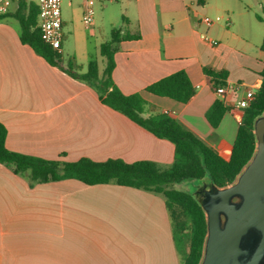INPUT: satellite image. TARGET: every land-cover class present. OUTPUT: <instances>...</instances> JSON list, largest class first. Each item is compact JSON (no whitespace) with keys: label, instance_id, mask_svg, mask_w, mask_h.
I'll use <instances>...</instances> for the list:
<instances>
[{"label":"crops","instance_id":"crops-1","mask_svg":"<svg viewBox=\"0 0 264 264\" xmlns=\"http://www.w3.org/2000/svg\"><path fill=\"white\" fill-rule=\"evenodd\" d=\"M125 3L135 16L127 18L130 31L124 34H139L140 39L116 44L115 85L126 95L143 96L146 117L168 114L228 160L244 115L235 103L244 90L223 98L229 110L220 125L212 127L206 114L219 96L204 68L226 73L225 83L244 84L257 92L264 69V15L258 12H264V0H207L204 6L197 0ZM218 15L229 18L230 25L224 20L201 30L202 17ZM66 28L78 36L74 17L63 18V61ZM202 34L220 44L212 46ZM100 56L96 61L102 73L100 63L106 60ZM91 60L85 37L73 61L79 72H86ZM181 70L196 89L189 103L146 91ZM0 122L8 132V149L47 160L85 157L160 165L174 160L173 143L108 107L94 87L23 44L12 17L0 20ZM0 264H182V258L162 196L74 179L32 186L0 163Z\"/></svg>","mask_w":264,"mask_h":264},{"label":"trees","instance_id":"trees-1","mask_svg":"<svg viewBox=\"0 0 264 264\" xmlns=\"http://www.w3.org/2000/svg\"><path fill=\"white\" fill-rule=\"evenodd\" d=\"M206 2L197 0L199 6H204ZM38 13L35 2L19 0L17 8L0 16V20L12 17L19 26L23 44L32 47L52 66L94 87L108 107L124 114L156 137L173 143L174 160L170 165H160L149 160L128 163L122 159H108L98 162L85 157L74 162L47 160L8 149V132L0 122V163L13 168L16 174L24 176L32 186L74 179L90 186L116 183L162 196L172 219L173 238L182 264H200L207 235L206 215L193 191L179 190L176 186L187 180L197 181L199 186L202 181L212 179L218 187H225L237 179L256 151L254 123L264 114V69L261 72L262 85L251 105L243 109L244 115L232 153L226 160L168 114L146 117L148 102L143 96L140 93L126 95L115 85L113 70L116 65V44L122 40H138L139 34H124L122 28L113 29L111 41L100 46V54L106 60L104 71L100 73L98 62L91 60L87 71L79 72L76 63L71 61L66 66L62 54L43 42L38 27ZM261 49L264 51V40ZM204 72L214 88L226 84V73L209 68H204ZM146 91L184 104L196 95L195 87L183 70L152 83L146 87ZM228 110L224 101L217 99L206 114L210 125L217 128Z\"/></svg>","mask_w":264,"mask_h":264},{"label":"water","instance_id":"water-1","mask_svg":"<svg viewBox=\"0 0 264 264\" xmlns=\"http://www.w3.org/2000/svg\"><path fill=\"white\" fill-rule=\"evenodd\" d=\"M254 134V156L232 184L204 180L194 191L207 221L200 264H264V114Z\"/></svg>","mask_w":264,"mask_h":264},{"label":"rangeland","instance_id":"rangeland-1","mask_svg":"<svg viewBox=\"0 0 264 264\" xmlns=\"http://www.w3.org/2000/svg\"><path fill=\"white\" fill-rule=\"evenodd\" d=\"M83 0H62V15L64 20L71 21L74 17L75 28L78 32V36L73 35L68 32L66 28V38L64 39V64H68L74 60L75 52L82 46L87 37V47L90 54L94 56V59H101L100 54V43L110 42L111 32L113 29L122 28L124 32L130 31V25H128L127 20L134 19L135 12L131 5H127L125 0H95V21L90 27L84 25L82 20H80L81 9ZM260 14L264 15L262 10L258 11ZM128 18V19H127ZM203 18V17H202ZM201 30L206 29L205 25L202 24ZM74 62V61H73ZM101 64L102 71L105 69V65ZM199 182L187 180L177 185L176 188L179 190L195 191V186Z\"/></svg>","mask_w":264,"mask_h":264},{"label":"built area","instance_id":"built-area-1","mask_svg":"<svg viewBox=\"0 0 264 264\" xmlns=\"http://www.w3.org/2000/svg\"><path fill=\"white\" fill-rule=\"evenodd\" d=\"M95 0H83L82 3V22L90 27L95 21ZM117 1V0H113ZM19 4V0H0V16L7 15L13 12ZM38 7V27L40 35L44 43L50 45L55 51L62 54L63 43V15H62V0H36ZM225 20L227 25H230V19H224L222 16H205L201 22L207 27H213ZM202 39L212 46L216 47L220 43L218 40L210 37L208 34H202ZM216 94L224 101L228 94H239L244 90V96L237 99L235 106L237 109H245L251 105L256 96V90L251 87H246L244 84H228L214 88Z\"/></svg>","mask_w":264,"mask_h":264},{"label":"flooded vegetation","instance_id":"flooded-vegetation-1","mask_svg":"<svg viewBox=\"0 0 264 264\" xmlns=\"http://www.w3.org/2000/svg\"><path fill=\"white\" fill-rule=\"evenodd\" d=\"M202 183V182H201Z\"/></svg>","mask_w":264,"mask_h":264}]
</instances>
